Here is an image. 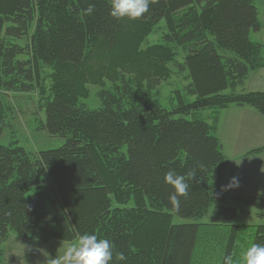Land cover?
<instances>
[{"label":"trees","instance_id":"16d2710c","mask_svg":"<svg viewBox=\"0 0 264 264\" xmlns=\"http://www.w3.org/2000/svg\"><path fill=\"white\" fill-rule=\"evenodd\" d=\"M109 12L110 0H0V91L32 92L39 65L54 66L41 129L65 138L60 148L35 154L0 145V247L11 231L44 243L89 233L111 241L110 264L238 261L253 243L264 245V199L220 190L226 159L216 129L220 111L232 105L264 117V93L236 92L264 63L262 46L249 38L261 30L257 8L252 0H153L138 18L117 21ZM162 20L163 43L140 50ZM24 37L25 47L7 41ZM173 46L186 53L178 67L194 101L177 96L167 110L142 83L169 76ZM124 73L137 78L102 90L98 109L79 102L85 85ZM170 170L195 171L178 209L164 179ZM229 201L253 208L260 223L238 225ZM174 216L193 222L173 224Z\"/></svg>","mask_w":264,"mask_h":264},{"label":"rangeland","instance_id":"374dc122","mask_svg":"<svg viewBox=\"0 0 264 264\" xmlns=\"http://www.w3.org/2000/svg\"><path fill=\"white\" fill-rule=\"evenodd\" d=\"M252 2L257 8L258 16L260 14L258 20L261 25V30L259 32H262L264 29V17L261 14H264V0H252ZM165 33H167L166 24L162 20L152 28L151 33L141 43L139 49L145 50L148 47L162 44V37ZM249 38L252 42L262 46V56L264 57V44L258 41V39L262 38V33H251ZM7 41L21 47L29 44L28 37L18 40L7 39ZM172 49L175 51V58L173 63L167 64L169 76L166 79L150 76V79L148 78V80H144L142 83L143 88H147L148 85L152 87L150 90L151 98L158 101L160 106L167 110H171L176 106L178 103L177 96L185 97L184 89L188 84V81L185 79L186 72L181 71L178 67V64L183 63V58L186 53L179 47L173 46ZM18 59L28 60L29 56L21 55L18 56ZM38 70L39 80L37 88L34 91L29 93L0 91V145L17 146L23 148L29 154H35L39 151L55 150L65 143L64 137L51 136L41 129L42 124L45 122V110L42 108V105L51 99L54 66L40 64ZM147 71L146 65H143V73L146 74ZM122 78L133 81L137 76L135 77L133 74L124 73L120 74L117 81L104 77L102 79V87L90 84L85 85L84 88L87 91V96L81 98L79 102L88 110L98 109L100 107L99 94L101 91H113L116 86H120L119 80ZM240 89H236V92L239 93ZM185 101L190 103L194 101V98L185 97ZM200 115L206 119L209 117L210 112L203 110ZM176 118L188 119V116H177ZM226 206L236 210V223L238 225H258L260 223L253 208L243 203L232 202L227 203ZM208 221L209 215L205 216L202 223H207ZM172 222L173 224H186L193 222V220L174 216ZM68 244L70 243H60V241L58 242L56 240H51L46 243L38 239L27 240L19 237L14 231H11L0 247L2 264H4L3 259L5 256L10 258L12 253L10 248L12 247L19 248L16 264H51V259L63 255L64 248ZM11 258H13V255Z\"/></svg>","mask_w":264,"mask_h":264},{"label":"crops","instance_id":"0c3cea01","mask_svg":"<svg viewBox=\"0 0 264 264\" xmlns=\"http://www.w3.org/2000/svg\"><path fill=\"white\" fill-rule=\"evenodd\" d=\"M261 16L264 17V14ZM259 33H262V38L258 41L264 44V29ZM241 91L264 93V63L259 70L249 74ZM216 137L226 159L220 190L229 197L264 199V117L250 107L229 106L219 113ZM231 177L238 178L239 187L224 190L222 186L227 185ZM18 250L16 247L10 248L11 256H5L4 264H16Z\"/></svg>","mask_w":264,"mask_h":264},{"label":"clouds","instance_id":"9594fccd","mask_svg":"<svg viewBox=\"0 0 264 264\" xmlns=\"http://www.w3.org/2000/svg\"><path fill=\"white\" fill-rule=\"evenodd\" d=\"M153 0H110L109 15L117 21L128 17L138 18L149 10V5ZM95 5L89 4L84 10L86 15H92ZM203 168V165H200ZM195 178V171L189 172L186 176L177 175L170 170L165 174V182L174 188V193L169 197L171 205L178 209L179 196L188 193L189 184L187 179ZM224 190L239 187L237 177H231L227 185L222 186ZM113 259V245L107 238H98L95 234L84 233L79 235L74 243L68 244L64 248L62 256L51 259V264H110ZM116 259L123 261V253H117ZM223 264H264V245L253 243L242 254L238 261H234L231 255L224 258Z\"/></svg>","mask_w":264,"mask_h":264}]
</instances>
